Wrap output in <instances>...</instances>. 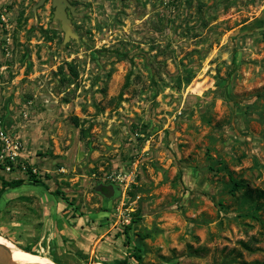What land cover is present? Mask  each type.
Instances as JSON below:
<instances>
[{
    "label": "rangeland",
    "instance_id": "374dc122",
    "mask_svg": "<svg viewBox=\"0 0 264 264\" xmlns=\"http://www.w3.org/2000/svg\"><path fill=\"white\" fill-rule=\"evenodd\" d=\"M38 1L0 0L26 167L0 168V235L55 264H264V0H68L67 30Z\"/></svg>",
    "mask_w": 264,
    "mask_h": 264
},
{
    "label": "built area",
    "instance_id": "2783aa9c",
    "mask_svg": "<svg viewBox=\"0 0 264 264\" xmlns=\"http://www.w3.org/2000/svg\"><path fill=\"white\" fill-rule=\"evenodd\" d=\"M21 149L22 142L19 137L8 132L0 119V168L9 171L18 166L22 170H26L20 160Z\"/></svg>",
    "mask_w": 264,
    "mask_h": 264
},
{
    "label": "water",
    "instance_id": "95a60500",
    "mask_svg": "<svg viewBox=\"0 0 264 264\" xmlns=\"http://www.w3.org/2000/svg\"><path fill=\"white\" fill-rule=\"evenodd\" d=\"M43 0H39L36 5H39ZM51 4L54 7V17L60 19L62 23L63 29L67 30L66 24H67V16L65 8L68 7L69 9H72V5L68 2V0H51ZM96 190L104 193L103 189L107 190L109 193H104L106 196H111L117 189L113 184H104V183H98L95 187ZM0 264H18L14 261H12L9 258V250L8 248L0 243ZM27 264H55V263H27Z\"/></svg>",
    "mask_w": 264,
    "mask_h": 264
},
{
    "label": "bare ground",
    "instance_id": "6f19581e",
    "mask_svg": "<svg viewBox=\"0 0 264 264\" xmlns=\"http://www.w3.org/2000/svg\"><path fill=\"white\" fill-rule=\"evenodd\" d=\"M0 243L5 245L9 250V258L18 263V264H27V263H49L43 260L34 259L33 256L25 251L24 249L16 246L8 239L0 235ZM103 264V263H100Z\"/></svg>",
    "mask_w": 264,
    "mask_h": 264
},
{
    "label": "trees",
    "instance_id": "16d2710c",
    "mask_svg": "<svg viewBox=\"0 0 264 264\" xmlns=\"http://www.w3.org/2000/svg\"><path fill=\"white\" fill-rule=\"evenodd\" d=\"M68 69H69V72L72 76H76L77 75V71H76V68L71 64V63H68ZM60 81L64 82L66 80L69 79V77H67V75H65V73L62 71V69L60 70ZM28 173H29V178L33 181H39L38 179L35 178V175L34 173H32L31 169L28 168ZM21 181L20 179H14V180H11V181H8V182H5L3 181L2 183V187L1 189H3L5 186H8V185H16V184H19ZM244 183L242 181H234L232 180V185H231V188L230 190L233 192L235 189H237L239 186L243 185ZM257 196H263V194L261 192H258L257 193ZM242 245L246 248H249V245L245 242H241ZM252 262H249V263H244V264H251Z\"/></svg>",
    "mask_w": 264,
    "mask_h": 264
},
{
    "label": "flooded vegetation",
    "instance_id": "af4514ba",
    "mask_svg": "<svg viewBox=\"0 0 264 264\" xmlns=\"http://www.w3.org/2000/svg\"><path fill=\"white\" fill-rule=\"evenodd\" d=\"M103 191H104V193H107L108 191L107 190H105V189H103Z\"/></svg>",
    "mask_w": 264,
    "mask_h": 264
}]
</instances>
